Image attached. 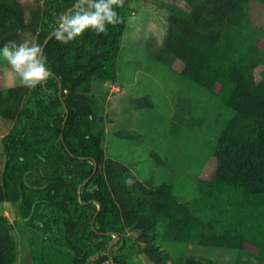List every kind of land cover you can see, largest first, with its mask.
I'll use <instances>...</instances> for the list:
<instances>
[{"label":"trees","instance_id":"16d2710c","mask_svg":"<svg viewBox=\"0 0 264 264\" xmlns=\"http://www.w3.org/2000/svg\"><path fill=\"white\" fill-rule=\"evenodd\" d=\"M130 2L124 0L116 9L121 22L108 26L106 35L88 30L68 44L52 35L43 50L51 71L46 83L35 89L0 88V119L15 122L1 142L0 202L19 205L20 219L37 229L54 228L70 251L34 248V264H87L100 251L103 254L92 264H129L117 255L111 257L110 251L127 241L153 264H218L196 255L169 262L162 244L173 242L237 250L234 264H254L251 258L260 264L264 48L245 45L242 36L250 0L171 2L167 39L161 45H143L160 63L169 67L181 63L179 74L234 112L217 137L215 168L198 180V195L190 203L177 199L171 185L142 181L124 163L104 155V102L92 95V85L116 80ZM74 3L33 0L27 16L19 0H0V48L14 44L26 30L36 34V44L42 46L60 15ZM129 99L133 108L153 107L149 95ZM182 112L194 127L198 121L193 123L190 109ZM116 135L139 137L135 131ZM150 156L164 162L156 152ZM129 178L134 180L131 186L125 183ZM42 206L52 211L51 218L43 219ZM16 259L15 241L0 235V264H15Z\"/></svg>","mask_w":264,"mask_h":264},{"label":"rangeland","instance_id":"374dc122","mask_svg":"<svg viewBox=\"0 0 264 264\" xmlns=\"http://www.w3.org/2000/svg\"><path fill=\"white\" fill-rule=\"evenodd\" d=\"M19 1L28 16V6L33 0ZM182 1L186 0H131L125 15L116 80L105 84L94 81L92 95L104 102L102 148L105 157L124 163L142 181L171 185L177 199L190 203L198 195V180L208 177L215 168L213 152L217 137L234 112L210 91L179 74L181 63L176 61L169 67L143 48L145 42L158 45L165 42L170 25V3L181 4ZM247 14L248 20L242 30L245 45L264 48V0H250ZM23 41L36 43V34L29 30L21 32L14 44ZM12 77L10 66L0 56L2 90L19 85L18 82L13 84ZM131 95H149L153 107L133 108L129 99ZM183 108L190 109L193 123L198 121L194 127L183 114ZM13 126L15 122L0 119V153L2 138ZM119 131H135L139 137L123 139L116 135ZM152 151L164 162L154 160L150 156ZM40 212L43 219L53 215L45 206ZM0 218V235L10 237L16 243L15 264H34L32 249L41 246L70 252L61 245L60 234L54 228L37 229L20 219L14 203L0 202ZM117 238L114 237L110 244L113 245ZM162 247L169 262L196 255L218 264H234L237 257V250L193 243H164ZM110 251L111 257L117 255L129 264H153L135 251L131 241L121 247L114 245ZM102 254V251L97 252L87 264H92ZM251 260L254 264L258 262L254 258ZM263 260L259 261L260 264H264Z\"/></svg>","mask_w":264,"mask_h":264},{"label":"clouds","instance_id":"9594fccd","mask_svg":"<svg viewBox=\"0 0 264 264\" xmlns=\"http://www.w3.org/2000/svg\"><path fill=\"white\" fill-rule=\"evenodd\" d=\"M123 6L124 0H75L72 8L60 15L52 35L63 44L76 40L88 30L106 35L108 26L114 27L121 22L116 9ZM0 56L10 66L13 84L18 82L28 89H35L51 76L39 44L23 41L18 45H4ZM125 183L131 186L134 180L129 178Z\"/></svg>","mask_w":264,"mask_h":264},{"label":"water","instance_id":"95a60500","mask_svg":"<svg viewBox=\"0 0 264 264\" xmlns=\"http://www.w3.org/2000/svg\"><path fill=\"white\" fill-rule=\"evenodd\" d=\"M69 10H70V9H68L67 12H68ZM51 36H52V33L49 34V35L47 36V38L45 39L44 43H43L42 46H41L42 50H44L45 45L47 44V42H48V40H49V38H50ZM59 87H60V85H59ZM86 181H87V180H85L84 182H86ZM80 190H81V185L78 187V197H79V194H80ZM17 208H18L17 210H18L19 218H22L21 213H20L19 205H18ZM114 237H118V235L116 234V235H114ZM114 241H115V240H114ZM108 250H109V248H108Z\"/></svg>","mask_w":264,"mask_h":264}]
</instances>
